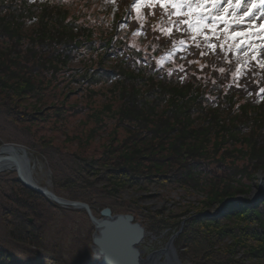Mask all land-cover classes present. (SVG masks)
Masks as SVG:
<instances>
[{
	"label": "trees",
	"instance_id": "obj_1",
	"mask_svg": "<svg viewBox=\"0 0 264 264\" xmlns=\"http://www.w3.org/2000/svg\"><path fill=\"white\" fill-rule=\"evenodd\" d=\"M108 2L103 6L94 0H0V106H17L22 98L59 81L60 74L68 85L76 84L90 94L94 87L107 86L109 101L94 108L88 118L97 130L107 119L129 136L115 147L117 157L103 163L106 173L93 174L92 161L76 163L72 176L61 183L77 189L72 200L94 208L87 197L75 195L93 187L90 174L105 179L102 190L110 198H117L125 186L141 188L142 181L161 177L163 183L204 195L185 210H169L167 215L140 205L154 244H164L177 233L173 245L181 261L264 264V181L258 187L257 177L258 171L264 174V93H259L264 70L249 60L245 71L233 47L227 59L219 46L215 55L205 57L198 50L194 55H169L172 40L179 47L182 39L190 44L191 36L175 28L172 37L160 33V27L168 26L170 13L158 5L144 6L142 19H137L135 0ZM121 23L126 26L120 28ZM137 29L141 34L133 35ZM216 34L212 43L232 46L224 29ZM187 51H193L191 45ZM77 61L81 67L72 68ZM237 67L245 72L238 79L232 75ZM36 119L32 114L18 120ZM13 181L20 184L17 178ZM256 187L255 196L248 199ZM20 190L30 199L7 198L15 201V207L10 203L3 208L4 225L19 248L30 253L32 247L34 258L22 262L0 247V264H68L61 255L43 249L45 224L40 211L44 203L60 205L23 186ZM131 212L132 207L126 206L124 213ZM83 240L75 237L80 251L74 264H87L83 260L91 254L89 235Z\"/></svg>",
	"mask_w": 264,
	"mask_h": 264
},
{
	"label": "rangeland",
	"instance_id": "obj_2",
	"mask_svg": "<svg viewBox=\"0 0 264 264\" xmlns=\"http://www.w3.org/2000/svg\"><path fill=\"white\" fill-rule=\"evenodd\" d=\"M94 1L102 3L103 6L110 4L108 0ZM212 14L220 15L221 20L228 19L231 21L232 19L231 15L228 14L217 12ZM239 14L237 13V15ZM247 23L248 18H245L242 26L229 24L226 31L229 40L232 41L231 44L236 55L240 56V63H244V60L251 55L249 49L243 47L244 44L254 45L264 42L262 40L264 38V20L258 18L251 30L247 28ZM220 29H224L222 22L217 25L212 37H216V31ZM242 32L247 34L244 36L237 35V33ZM238 44L241 45L240 49L236 48ZM256 52L258 53L257 59H260V49L257 48ZM81 65V62L77 61L70 66L79 68ZM61 76L60 74L59 81L56 83L42 87L41 92L38 91L37 93L36 91L32 97L22 98L15 107L13 105L0 106V146L10 144L24 148L32 165V175L35 181L52 192L54 189L53 193L57 196L72 200L71 193L77 189H72L71 186L66 189L61 186V183L72 176L70 172L76 168V163L84 162L83 160L92 161L95 167L93 174L95 172L106 173L107 167L104 168L103 163H108L106 161L109 160L113 161L114 157H117L119 151L115 147L121 146L122 142L128 139L129 134L123 128L111 127L113 122L107 119H104L105 127L100 126L97 130L94 128V121L88 118L94 108L99 109L103 103L109 101L107 100L110 97L107 93L108 90H105L107 86L94 87L92 89L94 94H90L89 90L86 92L76 84L68 85L66 81L61 80ZM104 94L106 96H103ZM113 105L115 108L118 103ZM32 114L33 116L36 115L35 121L22 122L18 120L20 116ZM112 147H114L113 151L111 150ZM257 177L258 187L261 188L264 174L258 171ZM14 178L17 177L13 170L0 172V247L24 262L34 258L32 253L34 250L31 247V252L29 250L30 253H27V249L19 248L18 244L11 240L4 225L5 218L2 212L3 208L10 203L12 206L15 204L14 200L12 202L8 200L10 196L15 195L14 197L17 199L20 196L25 200L30 199V196L26 194L23 196L24 192L20 190L22 185L15 183ZM88 179L94 181L93 187L89 188V191L83 190L82 194L77 192L75 195L87 197V200L94 205L92 211L95 216L98 217L100 209L105 207L109 208L112 214L124 213L126 206L132 207L131 215L135 221L144 227L146 232L139 245L142 256L160 246L163 247L164 244L159 245L152 242L153 238L150 237L152 234L148 230L150 225L147 218L140 215V205L148 207L155 213L161 211L167 215L169 210H185V207L198 202L204 195L200 191H192L190 188L175 183H163L164 180L159 177L152 182L142 181L141 188L125 186L116 196L117 198H110L102 190L105 179L99 178L97 180V177L91 174ZM258 187L248 195V199L255 196ZM40 212L44 217L42 223L45 224L42 238L43 249L50 253L55 252L59 254V257L61 255L68 264H74L77 259L75 256L80 251L79 246L75 244V237L83 240L89 235V241L86 244L89 247L91 245V235L94 230L87 216L80 209L61 205L58 208L50 206L48 203H44ZM215 213L216 210L211 209V214ZM34 219L35 224H38V218ZM86 231L88 234H85ZM238 254L240 255L241 252ZM85 261L87 264H91L93 261L92 252L88 258L83 260V262ZM77 264L80 263L77 262ZM245 264H255V262L247 261Z\"/></svg>",
	"mask_w": 264,
	"mask_h": 264
},
{
	"label": "water",
	"instance_id": "obj_3",
	"mask_svg": "<svg viewBox=\"0 0 264 264\" xmlns=\"http://www.w3.org/2000/svg\"><path fill=\"white\" fill-rule=\"evenodd\" d=\"M13 170L21 185L35 191L48 200L61 205L85 211L93 227L90 249L91 264H191L181 262L173 245L174 234L163 247L142 256L139 248L146 232L131 214H112L107 207L99 211L98 217L85 202L67 200L54 194L47 187L40 186L32 175V165L24 148L15 145L0 146V172Z\"/></svg>",
	"mask_w": 264,
	"mask_h": 264
},
{
	"label": "snow or ice",
	"instance_id": "obj_4",
	"mask_svg": "<svg viewBox=\"0 0 264 264\" xmlns=\"http://www.w3.org/2000/svg\"><path fill=\"white\" fill-rule=\"evenodd\" d=\"M147 5L149 9L159 6L160 9H163L165 13H170L168 26L160 27L159 31L164 37H172L173 28L177 32L186 31L191 33L190 44L185 40L179 41V47H176L177 42L172 40L173 50L169 55L174 54L175 52H186L187 55H194L195 51L198 50L200 57H205L208 55H215L216 49L219 46L220 50L224 53L225 59L229 51H232V46L229 45L228 48L224 47L223 43H212V34L215 33L217 25L221 22L224 25L225 32L229 24L235 26H242L245 22V18H248L247 28L249 30L253 29L255 26V21L259 18L264 20V0H135L132 4V8L135 9L137 13V19H142L140 12L143 6ZM254 10H258L255 11ZM213 12L228 14L231 15L232 19L221 20L220 15H213ZM237 13H240L237 15ZM154 15V13L152 14ZM171 17H176L175 20H172ZM207 22V23H206ZM126 25L121 23L120 28H124ZM182 26L183 29H182ZM140 28H144V25L141 24ZM208 30H211L210 32ZM146 31V29H145ZM153 31H156V27H153ZM140 29H137L133 35H139ZM247 33H237L238 36H244ZM161 37L156 36L155 39L159 40ZM264 40V38H262ZM193 48L192 52H188V48ZM244 48H248L251 52V55L248 57V60L244 62L245 71L248 70V61H255L258 64L259 69L264 70V42L260 44L248 45L244 44ZM237 49L241 48V45H236ZM259 48L260 59H257L258 53L256 49ZM207 49V51L205 50ZM219 59V56L217 57ZM163 59V58H162ZM180 59H184V56H181ZM199 64V60H188V64ZM205 65H200V68L203 69ZM181 71H184V65L180 67ZM219 72L223 74L225 69L223 67L219 68ZM171 74V72H170ZM244 75L245 72H242L240 67L236 68V71L232 73L233 77L238 79L239 75ZM256 75V73H252ZM187 75V73H185ZM183 79L184 77H180ZM237 87L240 85L237 84ZM259 93H264V87L260 88ZM257 93V95H259ZM249 95H252L249 92ZM264 98V97H262Z\"/></svg>",
	"mask_w": 264,
	"mask_h": 264
},
{
	"label": "flooded vegetation",
	"instance_id": "obj_5",
	"mask_svg": "<svg viewBox=\"0 0 264 264\" xmlns=\"http://www.w3.org/2000/svg\"><path fill=\"white\" fill-rule=\"evenodd\" d=\"M161 247V246H160Z\"/></svg>",
	"mask_w": 264,
	"mask_h": 264
}]
</instances>
